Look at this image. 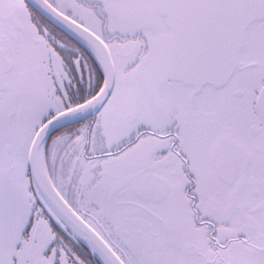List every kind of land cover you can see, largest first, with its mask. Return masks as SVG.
<instances>
[{
	"label": "snow or ice",
	"instance_id": "snow-or-ice-1",
	"mask_svg": "<svg viewBox=\"0 0 264 264\" xmlns=\"http://www.w3.org/2000/svg\"><path fill=\"white\" fill-rule=\"evenodd\" d=\"M0 264H264V0H0Z\"/></svg>",
	"mask_w": 264,
	"mask_h": 264
}]
</instances>
